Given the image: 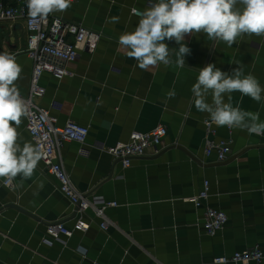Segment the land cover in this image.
<instances>
[{"label":"crops","instance_id":"1","mask_svg":"<svg viewBox=\"0 0 264 264\" xmlns=\"http://www.w3.org/2000/svg\"><path fill=\"white\" fill-rule=\"evenodd\" d=\"M153 2L72 0L68 9L53 12L102 37L93 53L80 52L67 65L71 75L56 80L43 74L44 94L35 101L57 125L71 119L89 128L84 144L62 145L64 168L78 190L118 206L105 210L113 223L107 230L88 209L83 215L89 223L86 231H75L65 246L52 241L47 225L64 221L71 227L77 215L39 161L32 178H13L12 188L0 182V264H215L214 257L256 245L264 264V136L216 126L214 139H229L231 154L219 163L214 155L206 157L203 120L209 114L196 110L191 92L199 68L208 63L229 74L243 67L264 86V37L245 35L229 47L204 33H189L184 43L191 51L183 68L161 63L141 69L118 37L133 31L140 19L131 10L142 13ZM25 40L23 21L0 22V52L13 55L21 66L15 83L23 94L28 93L33 64L23 52ZM165 43L178 47L174 41ZM225 100L259 112L264 120V100L258 103L239 92ZM158 124L167 128L162 147L157 152L149 148L130 167L123 168L107 152L127 141L132 131L148 132ZM25 125L22 117L18 139L32 143ZM205 180L206 204L228 217L213 236L196 225L203 209L185 200ZM45 238L52 243L43 242Z\"/></svg>","mask_w":264,"mask_h":264},{"label":"clouds","instance_id":"2","mask_svg":"<svg viewBox=\"0 0 264 264\" xmlns=\"http://www.w3.org/2000/svg\"><path fill=\"white\" fill-rule=\"evenodd\" d=\"M26 3L31 17L43 19L68 9L72 0ZM189 33H204L209 40L225 42L229 47L245 35L264 37V0H154L140 14L134 30L119 35L118 43L141 69L161 63L183 68L185 56L191 51L184 43ZM166 40L174 41L178 47L169 48ZM21 71L13 55L0 52V178L30 179L43 157L39 147L18 139L21 118L27 115L26 102L15 83ZM191 92L196 110L208 113L217 127L264 136V120L259 112L242 110L225 100L231 99L233 92L258 103L264 100V86L254 75L246 74L243 67L229 74L208 63L199 68ZM174 95V90L168 93L169 97Z\"/></svg>","mask_w":264,"mask_h":264},{"label":"built area","instance_id":"3","mask_svg":"<svg viewBox=\"0 0 264 264\" xmlns=\"http://www.w3.org/2000/svg\"><path fill=\"white\" fill-rule=\"evenodd\" d=\"M132 14L139 15L137 9ZM23 21L26 30L25 48L23 52L32 60V71L28 93L20 92L26 102L25 116L26 131L32 144L43 152L40 160L43 169L57 181V190L75 208L76 219L69 227L64 221H56L47 225L46 235L52 241L66 245V239L75 231H86L89 223L83 219L84 213L91 209L94 215L101 219L99 227L107 230L113 223L105 215L108 207L118 206L117 202H106L101 197L78 190L66 172L61 155L62 145L74 141L84 144L89 128L71 119L63 125H57L48 110L36 103V99L44 94V87L40 84L43 74L47 73L56 80L71 75L67 65L77 59L80 52L93 53L102 37V33L94 31L79 23L65 21L61 17L50 13L41 19L29 15L26 0H0V22ZM205 128L204 154L206 157L214 155L216 162L225 161L230 152L229 139L215 140L216 125L210 116L203 120ZM227 129H229L227 127ZM167 135V128L158 124L151 131H132L127 141H118L107 149V152L121 162L123 168L131 165L133 158L145 155L151 148L155 152L162 147L163 139ZM0 182L7 188L14 185L13 178H0ZM209 182L203 183V188L194 196L185 199L193 203L196 210L202 208L201 217L196 225L202 227L204 233L213 236L226 224L228 217L225 212L212 208L206 204L209 197ZM45 238L43 242L50 244ZM263 253L256 245L242 251L234 252L230 256L221 255L213 258L215 264H260Z\"/></svg>","mask_w":264,"mask_h":264}]
</instances>
